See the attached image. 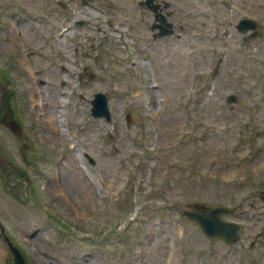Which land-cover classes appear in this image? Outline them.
Masks as SVG:
<instances>
[{
	"label": "rangeland",
	"instance_id": "1",
	"mask_svg": "<svg viewBox=\"0 0 264 264\" xmlns=\"http://www.w3.org/2000/svg\"><path fill=\"white\" fill-rule=\"evenodd\" d=\"M166 1L152 38L141 0H0V221L28 264H264V0ZM206 205L237 242L181 216Z\"/></svg>",
	"mask_w": 264,
	"mask_h": 264
},
{
	"label": "water",
	"instance_id": "2",
	"mask_svg": "<svg viewBox=\"0 0 264 264\" xmlns=\"http://www.w3.org/2000/svg\"><path fill=\"white\" fill-rule=\"evenodd\" d=\"M5 125H7L12 131L18 132L19 131V125L13 120L9 119L5 121ZM220 209H210L206 212L200 213V212H192L189 213L192 216H195L201 223V225L204 227V229L214 234L216 232L223 233L226 237H235V233L237 231V227L230 223H224L217 219L216 213ZM1 230H3L2 226L0 225ZM8 247L10 249V252L12 254L13 264H25L23 257L21 256L20 252L14 247L7 239L6 236H4Z\"/></svg>",
	"mask_w": 264,
	"mask_h": 264
},
{
	"label": "bare ground",
	"instance_id": "3",
	"mask_svg": "<svg viewBox=\"0 0 264 264\" xmlns=\"http://www.w3.org/2000/svg\"><path fill=\"white\" fill-rule=\"evenodd\" d=\"M39 83H38V81L36 80V85H38ZM36 92H39V88H38V86L36 87ZM54 99H53V103H54ZM38 104L40 105V106H42L44 109L49 105V102H48V99H46V98H43L42 97V99H40L39 101H38ZM48 117H49V115H48ZM50 121L51 122H53L54 121V119H53V117L52 118H50ZM56 125V124H55ZM53 126L52 128H51V132H53L54 134H57V136H60V130H59V128H58V126L56 125V126ZM56 136V135H55Z\"/></svg>",
	"mask_w": 264,
	"mask_h": 264
}]
</instances>
